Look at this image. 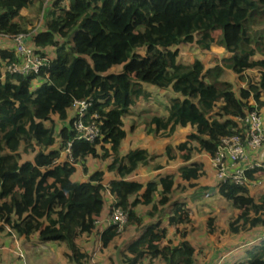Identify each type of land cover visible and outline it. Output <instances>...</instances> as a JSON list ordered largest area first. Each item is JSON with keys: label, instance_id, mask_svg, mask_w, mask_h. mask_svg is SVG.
Listing matches in <instances>:
<instances>
[{"label": "trees", "instance_id": "trees-1", "mask_svg": "<svg viewBox=\"0 0 264 264\" xmlns=\"http://www.w3.org/2000/svg\"><path fill=\"white\" fill-rule=\"evenodd\" d=\"M43 5L44 0H0V71L15 61L10 37L20 34L47 58L38 74L0 72V236L62 245L68 261L81 264L89 260L77 245L81 237L96 235L104 249L134 229L135 239L119 251L124 263L199 264L188 236L195 213L209 212L202 220L208 236L240 239L227 250L232 258L219 264H264V194L254 192L264 168L247 170L242 185L215 180L202 186L205 163L193 161L197 154L215 155L222 138L241 135L246 113L264 106V0H53ZM38 15L40 28L32 32ZM228 29L237 30L231 44ZM182 45L203 52L221 48L224 55L213 66L198 58L186 64L179 61ZM226 71L243 83L237 91L224 80ZM149 87L166 100L155 102L164 115L134 113L141 101L153 99ZM81 101L90 102L84 122L100 126L101 139L92 144L74 140L70 128L72 106ZM127 116L133 124L140 118L147 135L164 139L178 128H192L183 142L164 148L167 162L179 163L182 183L175 184L172 175L144 183L133 179L141 167L162 166L159 155L146 148L121 153ZM68 143L70 154L61 159ZM89 158L109 162L89 172L83 166ZM81 169L87 179L73 180ZM107 174L113 179L105 184ZM105 192L113 199L108 216L115 209L126 216L121 232L96 224L107 205ZM215 196L232 210L225 228L207 210L206 198ZM240 246L236 257L233 250Z\"/></svg>", "mask_w": 264, "mask_h": 264}, {"label": "rangeland", "instance_id": "rangeland-1", "mask_svg": "<svg viewBox=\"0 0 264 264\" xmlns=\"http://www.w3.org/2000/svg\"><path fill=\"white\" fill-rule=\"evenodd\" d=\"M21 14L23 16H26V11L22 10ZM35 18V19H34ZM40 23H41V15H38L37 17H33L32 19V26L30 29L32 32L38 30L40 28ZM236 35H237V30L236 29H228L226 32V41L228 43H233L236 40ZM5 45H11L9 42H5ZM180 57L179 61L184 62L189 58V61L194 60L196 58L201 59L206 66H213L215 64L220 63V58L222 55H224V52L221 48H213L210 52H203L200 51L199 49H196L193 47L189 46H180ZM183 59L185 61H183ZM188 61V62H189ZM119 68H116L115 71H118ZM224 80L229 81L233 84V87L235 91L238 90V86L242 85L240 81L236 79V77L230 72L226 71L224 75ZM161 94V93H160ZM160 96V95H159ZM162 96V95H161ZM169 99V97H168ZM159 100H164L163 97L159 98ZM155 107H151L152 111L148 112V115H151L153 113H163V108L154 105ZM141 119L145 118V115H140L139 116ZM135 119V123L130 124L132 122V119L127 116L125 118V122L127 124V127H125L126 130L128 131V137L126 140H124L122 146L123 149L128 150L136 145H139V143H145L151 146L153 150L156 152H160L163 148V140L165 141L166 139H162L158 136L154 135H147L145 133V128L144 126H141L143 124L139 121L141 119ZM133 126L132 129H130V126ZM60 127L59 125H57ZM139 126V128H137ZM141 126V127H140ZM139 130V131H138ZM186 134L185 131H180L176 134V138L174 139L170 138L168 140H173V142L179 141V139H182L184 135ZM263 147V145H262ZM261 147V148H262ZM260 148V149H261ZM66 154V152H63ZM251 157L252 161H257L260 164H263L264 166V160L262 162V159H253V155L249 154ZM205 163V159H201ZM261 161V162H260ZM109 159L102 161L99 159H87L84 162V167L91 172L95 170H103L105 166L108 164ZM209 169L213 170L214 172V178L217 180L215 176V170L214 167L212 166L211 160L208 162ZM145 175V170L140 172V174ZM81 176H85L83 173L82 169L77 172L76 177L77 178H82ZM111 176L110 174H107L106 177ZM83 179V178H82ZM214 180V179H213ZM260 183H263L264 185V174L260 176L259 179ZM203 184L210 183L207 180L202 181ZM212 185V183L210 184ZM262 185V186H263ZM258 186V185H257ZM255 193L259 196L257 189L255 190ZM206 201H210V204H215L214 208L211 209L208 207L207 210L211 211V213L214 215H217V223L220 228H225L228 223V217L231 214L232 210L230 207L224 203H222L219 200L218 196H215L213 198H206ZM206 208V207H204ZM139 211L142 214H145V209L144 208H139ZM200 213V212H199ZM195 213L194 217V227L192 228V231L190 235L188 236L189 241L192 242L196 249V259L199 264H219L221 261H227L228 259L233 256L227 255V250L228 248H233V245H236L238 243V240L236 239V242H234V238H229L230 236L227 235H219V236H208L206 231L204 230V223L203 219H206L207 213L209 212H201ZM232 241V243H230ZM77 245L81 249L83 253H85L87 256H89V260H91V256L99 249L98 245V240L97 236L93 234V236H83L77 241ZM116 247L115 244L110 246L108 252L113 254L118 253L119 249L122 247ZM112 247V248H111ZM65 248L62 245L58 244H40L37 240V238H30L29 240H24L22 238H17V237H9V236H0V264H72L71 262L68 261V259L65 256ZM95 251V252H94ZM107 252V253H108ZM97 254V252H96ZM98 256L96 255L97 259ZM88 260V261H89ZM221 260V261H219ZM116 261V260H115ZM84 263V261L82 262Z\"/></svg>", "mask_w": 264, "mask_h": 264}, {"label": "built area", "instance_id": "built-area-1", "mask_svg": "<svg viewBox=\"0 0 264 264\" xmlns=\"http://www.w3.org/2000/svg\"><path fill=\"white\" fill-rule=\"evenodd\" d=\"M53 0H44V6H49ZM13 45L14 62L2 66L1 74L27 77L38 74L46 64L47 58L36 54L27 45L28 37L24 34L10 37ZM90 107L89 101L75 102L72 106L73 120L70 128L75 132L74 140L86 143H94L101 139V130L98 123H85L84 116ZM96 120L97 116H93ZM244 131L241 135H232L220 140V145L215 155L210 156L215 176L218 181L230 180L242 185L245 182V172L255 168H264L257 161H252L249 154L258 152L264 146V121L258 110L254 109L246 113L242 120ZM71 143L67 144L65 152L70 154ZM126 216L118 209L113 210L110 217L103 222L105 228L116 226L121 232L126 224ZM97 225L100 223L96 222Z\"/></svg>", "mask_w": 264, "mask_h": 264}, {"label": "crops", "instance_id": "crops-1", "mask_svg": "<svg viewBox=\"0 0 264 264\" xmlns=\"http://www.w3.org/2000/svg\"><path fill=\"white\" fill-rule=\"evenodd\" d=\"M43 7H44V5H43ZM26 14H27V11H26ZM21 16H23L22 14H21ZM2 47V46H1ZM183 61H185L184 59H183ZM189 58L185 61L186 62V64H189V63H191L193 60H191V62L189 61ZM184 63V62H183ZM248 74L250 73V74H252V75H255L256 74V72L255 71H251V72H247ZM235 76V75H234ZM241 86H243V83H242V85ZM147 90L148 91H150L151 92V94H152V96H153V99L148 103V104H146V105H144V103H143V101H141L139 104H138V106L136 107V108H134L133 109V111H134V113L135 114H137V113H139V112H141V113H143V112H146L147 110H149V111H152L151 109V107H155L154 105H156L155 104V102L157 101V100H159V98L161 97V96H159L160 95V92H158V90H156V89H154V88H152V87H149V88H147ZM158 93H159V95H158ZM159 101H163V100H159ZM162 107V106H161ZM259 113L261 114V116H262V119H263V121H264V106L259 110ZM72 114H73V111L71 110V112H70V115L72 116ZM165 114V112H163V113H160V115H164ZM133 122H131L130 124H132ZM67 124L68 123H66V124H63V123H60V127H62V125H63V127L64 126H67ZM130 126V125H129ZM131 127V126H130ZM129 127V128H130ZM141 127V126H140ZM137 128H139V126H137ZM139 131V130H138ZM180 131H185L186 132V134L184 135V137L182 138V139H179V141H177V142H173V140L172 139H174V137L176 138V134L178 133V132H180ZM192 132V128H190V127H186V128H178L176 131H175V133H174V135L173 136H171L170 138H172L171 140H168V139H170V138H168V139H166L165 141L163 140V143H164V145H163V148H162V150L160 151V152H156L155 150H153L152 148H151V146H149L148 144H146V142L145 143H139V145H136V146H134V147H132V148H130V149H133V148H137V147H140V148H146L147 150H148V152H150V153H155V154H158L159 155V158L158 159H156V162H159L160 164H161V166H162V169H160V170H154L153 168H152V163H150V165L149 166H146V167H141V168H139L138 169V171H137V174L133 177V179H135V180H137V181H141L142 183H144V182H147L148 180H154V181H156V179L159 177V176H170V175H172L173 177H174V180H175V184H180V183H182L180 180H179V178L177 177V173H176V169L178 168V166H179V163H171V162H167V159L164 157V148H165V146L167 145V144H176V143H179V142H183L185 139H186V137L190 134ZM162 139H164V138H162ZM175 140V139H174ZM123 144V143H122ZM129 150V149H128ZM128 150H126V152L128 151ZM125 152V150L123 149V146L121 145V153H126ZM251 155H253L252 157H253V159H258V160H260V159H262V162H263V160H264V146L261 148V149H259V151L258 152H254V153H251ZM66 156V154H64V153H62L61 154V159L62 158H64ZM205 159V166H206V177L205 178H203V180L205 179V180H207V181H209L210 183H206V184H203L202 183V181L203 180H200L199 181V183H200V185H202V186H206V185H210L211 183H214V181H215V178H214V172H213V170H212V172H211V170L209 169V166H208V162H209V160H210V155H207V154H203V153H201V154H197V155H195L194 157H193V161L194 160H196V161H198V160H201V159ZM261 162V161H260ZM145 170V175H142V173L140 174V172H142V171H144ZM262 174H264V173H262ZM76 177V176H75ZM82 178H75V179H73V180H78V181H84V180H86L87 179V177H88V175H85V176H81ZM105 178L107 179L106 180V182H105V184H107L110 180H112L113 179V177L112 176H108V177H106L105 176ZM214 179V180H213ZM263 185V183H260V185H258V186H256L255 188H254V192H255V190L257 189V192H258V194H264V185ZM107 186V185H106ZM105 199L107 200L106 202H107V205H105L104 207H103V211H102V213H101V216H100V218H99V220H98V223H100L99 225H101V226H103L104 224H102L103 222H105L110 216H108L109 215V213H108V204L110 203V202H112L113 201V199H112V197L108 194V192H105ZM257 195V194H256ZM210 202V201H209ZM212 207V205L209 203V207ZM139 208L140 207H138V211H139ZM212 209V208H211ZM209 211V210H208ZM201 213V212H200ZM136 235H137V232L134 230V229H131L129 232H127V233H122L121 232V236H119L118 238H116L110 245H108L106 248H104V249H102V248H100V246H99V249L96 251L97 252V254H96V252L93 254V256H91V260H89V261H87L86 263L84 262V263H81V264H126V263H124L123 261H122V259H121V257H120V255H119V251L123 248L124 249V246H126V245H128L129 243H131L132 242V240L133 239H135V237H136ZM91 236H93L92 234L90 235V237ZM82 238V237H81ZM113 244H115V246L118 248V247H120L119 245H121L122 247L119 249V251H118V253H113V254H111V253H109L108 252V250L110 249L109 247L110 246H112ZM242 246V245H241ZM241 246L239 247V249H237V250H233L234 251V254H235V256L236 257H238L239 256V254L241 253V251H242V248H241ZM112 248V247H111ZM108 252V253H107ZM233 253V252H232ZM96 255L98 256V258L97 259H95L96 258ZM229 256V255H228ZM232 258V257H231ZM116 260V261H115ZM72 263V262H71ZM221 263V262H220ZM72 264H74V263H72ZM141 264H148V263H146V262H142Z\"/></svg>", "mask_w": 264, "mask_h": 264}]
</instances>
